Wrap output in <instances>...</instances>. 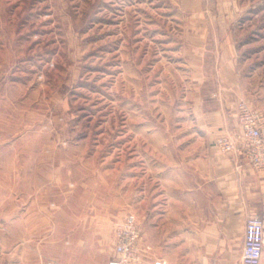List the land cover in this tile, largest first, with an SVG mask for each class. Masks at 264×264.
Returning <instances> with one entry per match:
<instances>
[{
    "label": "rangeland",
    "instance_id": "rangeland-1",
    "mask_svg": "<svg viewBox=\"0 0 264 264\" xmlns=\"http://www.w3.org/2000/svg\"><path fill=\"white\" fill-rule=\"evenodd\" d=\"M231 98L264 113V0H0V264H107L128 214L159 264L194 114Z\"/></svg>",
    "mask_w": 264,
    "mask_h": 264
},
{
    "label": "crops",
    "instance_id": "crops-1",
    "mask_svg": "<svg viewBox=\"0 0 264 264\" xmlns=\"http://www.w3.org/2000/svg\"><path fill=\"white\" fill-rule=\"evenodd\" d=\"M231 91H236L234 86ZM232 99L214 111L200 110L194 114V131L201 138L197 150L203 156L195 164L193 174L168 195L161 219V231L166 232L165 242L162 240L166 255L159 260L162 264H199L201 248L214 257L217 254L223 264L240 262L245 222L248 213H252L248 211L249 202H255V215L264 220V175L256 174L239 153L222 154L213 144L216 136L239 134ZM254 187L257 191L249 192ZM171 250L184 253L185 257H170ZM15 254L2 251V264H21ZM24 264L74 263L52 257L34 258ZM260 264H264V251Z\"/></svg>",
    "mask_w": 264,
    "mask_h": 264
},
{
    "label": "built area",
    "instance_id": "built-area-1",
    "mask_svg": "<svg viewBox=\"0 0 264 264\" xmlns=\"http://www.w3.org/2000/svg\"><path fill=\"white\" fill-rule=\"evenodd\" d=\"M239 134L216 137L215 146L222 154L239 153L253 170L264 171V113L242 103L238 109ZM143 235L135 217L128 214L116 224L112 257L107 264H139ZM264 251V220L257 215L247 217L239 264H260ZM159 264H162L159 262Z\"/></svg>",
    "mask_w": 264,
    "mask_h": 264
}]
</instances>
